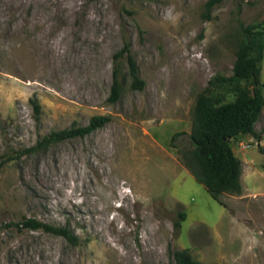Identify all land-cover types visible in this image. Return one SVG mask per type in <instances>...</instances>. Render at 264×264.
Instances as JSON below:
<instances>
[{
	"label": "rangeland",
	"instance_id": "rangeland-1",
	"mask_svg": "<svg viewBox=\"0 0 264 264\" xmlns=\"http://www.w3.org/2000/svg\"><path fill=\"white\" fill-rule=\"evenodd\" d=\"M206 1L0 0V264H166L175 249L204 263L264 264V107L259 137L231 139L240 193L215 197L183 158L198 94L232 74L240 24L264 26V0H222L209 17ZM124 42L141 89L126 59L114 60ZM114 67L121 94L111 102ZM94 115L110 119L26 151ZM26 218L77 241L24 227Z\"/></svg>",
	"mask_w": 264,
	"mask_h": 264
},
{
	"label": "trees",
	"instance_id": "trees-1",
	"mask_svg": "<svg viewBox=\"0 0 264 264\" xmlns=\"http://www.w3.org/2000/svg\"><path fill=\"white\" fill-rule=\"evenodd\" d=\"M220 1L222 0L206 1V17H209L214 5ZM240 34L232 74L216 77L197 96L189 133L192 149L183 154L184 164L188 167L190 174L217 198L224 193L241 192L242 163L233 152L231 139L239 134L247 133L256 138L259 137L260 134L255 130L254 124L264 107V84L260 80V63L264 53V26L259 23L240 24ZM120 57L126 59L131 87L143 88L144 81L138 75V67L128 42H124L121 49L114 54L115 61ZM215 82L225 86L233 94V99L222 101L223 92L214 93L211 89V85ZM120 94L121 80L117 67H114L109 101L115 102ZM31 101L37 116L40 106L37 101ZM109 119L107 115H94L85 125H72L61 130L50 131L26 151H37L66 139L86 136L106 124ZM176 135L179 133H176L173 139ZM258 149L263 154L261 168L264 171V148L259 145ZM180 217L173 222L175 230L179 229L184 214ZM21 224L31 229L40 228L61 235L70 242L77 241L76 236L65 226L55 227L33 218H26ZM172 256L173 261L166 264H212L196 260L187 249H175Z\"/></svg>",
	"mask_w": 264,
	"mask_h": 264
}]
</instances>
